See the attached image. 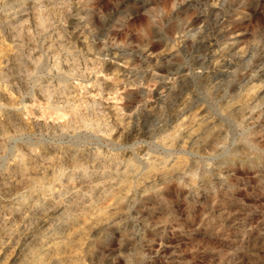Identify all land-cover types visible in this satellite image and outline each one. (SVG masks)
<instances>
[{
    "label": "rangeland",
    "instance_id": "obj_1",
    "mask_svg": "<svg viewBox=\"0 0 264 264\" xmlns=\"http://www.w3.org/2000/svg\"><path fill=\"white\" fill-rule=\"evenodd\" d=\"M0 58V264H264V0H0Z\"/></svg>",
    "mask_w": 264,
    "mask_h": 264
},
{
    "label": "bare ground",
    "instance_id": "obj_2",
    "mask_svg": "<svg viewBox=\"0 0 264 264\" xmlns=\"http://www.w3.org/2000/svg\"><path fill=\"white\" fill-rule=\"evenodd\" d=\"M0 59H1V58H0ZM1 61H2V60H1ZM255 87H256V86H255ZM256 89H257V88H256ZM252 90H253V89H252ZM245 91H246V90H245ZM253 91L255 92V90H253ZM242 95H243V94H242ZM240 97H241V96H240ZM248 97H249V96H248ZM244 98H245V97H244ZM245 99H246V98H245ZM241 102H242V101H241ZM187 118H188V117H187ZM191 118H192V117H191ZM204 119H205V118H204ZM196 120H197V119H196ZM201 121H202V120H201ZM198 122H199V121H198ZM199 124H200V123H199ZM208 124H209V123H208ZM188 128H189V127H188ZM211 130H212V129H211ZM65 155H66V153H65ZM64 157H65V156H64ZM64 157H63V158H64ZM67 158H68V157H67ZM71 158H72V157H71ZM71 158H69V159H71ZM76 158H77V157H76ZM84 160H85V159H84ZM56 161H57V160H56ZM58 161H59V160H58ZM72 161H73V160H72ZM76 161H78V160H76ZM81 161H82V160H81ZM49 162H50V161H49ZM52 163H53V162H52ZM52 163H51V164H52ZM49 164H50V163H49ZM102 164H103V163H102ZM126 164H127V163H126ZM47 165H48V164H47ZM54 165H55V164H54ZM80 165H81V164H80ZM116 165H117V164H116ZM127 165H128V164H127ZM39 166H40V165H39ZM135 166H136V165H135ZM51 167H52V166H51ZM55 167H56V165H55ZM76 167H77V166H76ZM49 168H50V167H49ZM56 168H57V167H56ZM122 168H123V167H122ZM148 168H149V167H148ZM148 168H147V169H148ZM152 168H153V167H152ZM165 168H167V167H165ZM43 169H44V167H43ZM124 169H125V168H124ZM149 169H150V168H149ZM155 169H156V168H155ZM159 169H160V168H159ZM32 170H33V169H32ZM36 170H37V169H36ZM53 170H54V169H53ZM134 170H135V169H134ZM163 170H164V169H163ZM176 170H177V169H176ZM42 171H45V170H42ZM117 171H118V170H117ZM127 171H128V170H127ZM129 171H130V170H129ZM29 172H30V171H29ZM47 172H48V171H47ZM39 173H40V172H39ZM125 173H126V172H125ZM131 173H132V172H131ZM137 173H138V172H137ZM137 173H136V174H137ZM139 173H140V172H139ZM37 174H38V173H37ZM128 174H129V173H128ZM128 174H127V175H128ZM133 174H134V172H133ZM27 175H28V174H27ZM69 175H70V174H69ZM72 175H73V174H72ZM119 175H120V174H119ZM146 175H147V173H146ZM148 175H149V173H148ZM25 176H26V175H25ZM35 176H36V175H35ZM50 176H52V175H50ZM164 176H165V175H164ZM56 177H57V176H56ZM67 177H68V176H67ZM154 177H155V176H154ZM20 178H21V177H20ZM20 178H19V179H20ZM26 178H27V177H26ZM156 178H157V177H156ZM156 178H155V179H156ZM164 178H165V177H164ZM17 179H18V178H17ZM131 179H132V178H131ZM50 180H52V179H50ZM153 180H154V179H153ZM153 180H152V181H153ZM158 180H159V179H158ZM33 181H34V180H33ZM55 181H56V180H55ZM125 181H126V179H125ZM18 182H19V181H18ZM22 182H23V181H22ZM49 182H50V181H49ZM34 183H35V182H34ZM45 183H46V182H45ZM119 183H120V182H119ZM125 183H126V182H125ZM125 183H123V184H125ZM128 183H129V182H128ZM28 184H29V183H28ZM29 185H30V184H29ZM42 185H43V184H42ZM6 186H7V185H6ZM123 186H124V185H123ZM118 187H119V186H118ZM120 187H121V186H120ZM126 187H127V186H126ZM56 189H57V188H56ZM117 189H118V188H117ZM30 194H31V193H30ZM115 194H116V193H115ZM119 194H120V193H119ZM24 195H25V194H24ZM33 196H34V193H33ZM35 196H36V195H35ZM35 196H34V197H35ZM34 199H35V198H34ZM32 200H33V199H32ZM23 201H24V200H23ZM73 201H74V200H73ZM30 202H31V201H30ZM27 203H28V202H27ZM28 204H29V203H28ZM31 204H32V203H31ZM24 205H27V204H24ZM29 205H30V204H29ZM21 207H22V206H21ZM22 208H23V207H22ZM85 208H86V207H85ZM23 209H24V208H23ZM65 209H66V208H65ZM21 211H22V210H21ZM23 211H24V210H23ZM26 212H27V211H26ZM101 213H102V212H101ZM14 214H15V213H14ZM10 215H11V214H10ZM37 215H38V214H37ZM62 215H63V214H62ZM18 216H19V215H18ZM23 216H24V215H23ZM4 217H5V216H4ZM49 217H50V216H49ZM49 217H48V218H49ZM8 218H9V217H8ZM55 218H56V217H55ZM63 218H64V217H63ZM66 218H67V217H66ZM53 219H54V218H53ZM98 220H99V219H98ZM41 221H42V220H41ZM41 221H40V222H41ZM43 221H44V220H43ZM70 221H71V220H70ZM40 222H39V223H40ZM84 222H85V221H84ZM88 222H89V221H88ZM55 223H56V222H55ZM95 224H96V223H95ZM45 226H46V225H45ZM45 226H44V227H45ZM76 226H77V225H76ZM46 227H47V226H46ZM14 229H15V228H14ZM45 229H46V228H45ZM50 229H51V228H50ZM46 232H47V230H46ZM46 232H45V233H46ZM47 233H48V232H47ZM81 234H82V233H81ZM77 240H78V239H77ZM75 241H76V240H75ZM53 242H54V241H53ZM76 242H77V241H76ZM65 244H66V243H65ZM73 244H74V243H73ZM44 245H45V244H44ZM48 245H50V243H49ZM52 245H53V244H52ZM58 245H59V244H58ZM20 246H21V245H20ZM36 246H37V245H36ZM43 247H44V246H43ZM45 247H46V245H45ZM51 247H52V246H51ZM69 248H71V247H69ZM33 249H34V248H33ZM41 249H42V248H41ZM49 249H50V248H49ZM52 249H53V248H52ZM70 250H71V249H70ZM21 251H22V250H21ZM26 251H27V250H26ZM32 251H33V250H32ZM45 251H46V250H45ZM47 251H49V250H47ZM56 251H57V250H56ZM66 251H67V250H66ZM42 252H43V251H42ZM52 252H53V251H52ZM54 252H55V251H54ZM31 253H32V252H31ZM31 253H30V254H31ZM46 253H47V252H46ZM72 253H73V252H72ZM72 253H71V254H72ZM47 254H48V253H47ZM52 254H53V253H52ZM54 254H55V253H54ZM61 255H62V254H61ZM64 255H65V254H64ZM66 255H69V254H66ZM25 256H26V255H25ZM25 256H24V257H25ZM27 256H28V255H27ZM13 257H14V256H13ZM18 257H19V256H18ZM20 257H21V256H20ZM54 257H55V256H54ZM57 257H58V256H57ZM10 258H11V257H10ZM59 258H60V257H59ZM17 259H18V258H17ZM19 259H20V258H19ZM30 259H31V258H30ZM45 259H46V258H45ZM76 259H77V258H76ZM23 260H24V261H23V262H24L23 264H27V263H29V261H28L29 259L27 260V258H24ZM39 260H40V259H39ZM39 260H38V261H39ZM80 260H81V259H80ZM4 261H5V260H4ZM33 262H34V261H33ZM45 262H46V261H45ZM45 262H44V263H45ZM18 263H19V262H18ZM20 263H21V262H20ZM59 263H60V262H59ZM2 264H3V263H2ZM65 264H66V263H65Z\"/></svg>",
    "mask_w": 264,
    "mask_h": 264
}]
</instances>
